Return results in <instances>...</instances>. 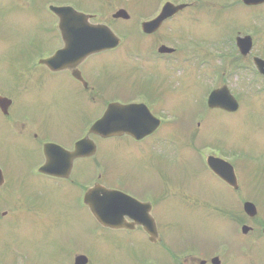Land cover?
<instances>
[{"label": "rangeland", "instance_id": "374dc122", "mask_svg": "<svg viewBox=\"0 0 264 264\" xmlns=\"http://www.w3.org/2000/svg\"><path fill=\"white\" fill-rule=\"evenodd\" d=\"M47 1L75 5L112 28L116 26L112 15L127 9L132 22H120L116 29L127 40L124 47L93 58L83 71L109 99L155 98L169 121L143 145L128 139L102 144L96 160L99 169L94 161H86L77 169L75 180L87 181L101 170L108 186L119 184L144 198L164 192L169 202L162 205L160 215L166 223H182L174 231H166L170 244L184 227L218 232L236 227L234 218L240 213L237 196L210 173L205 154L240 164L244 195L256 197L264 209V81L254 75L252 65L247 66L248 60H235L240 58L235 38L245 35H252L258 46L256 55L264 58V5L251 9L240 0H0V92H10L16 99L13 119H31L41 140L63 148L80 137L101 108L91 105L85 92L65 74L52 76L33 67L34 45L35 49L40 45L51 48L56 43L52 17L45 9ZM166 2L196 4L168 23L160 35L161 41L172 39L166 45L178 48L185 57L165 68L155 61L158 69L144 73L142 67L128 62L130 56L149 55L155 43L142 35L138 22L154 19ZM254 31L259 35L254 37ZM240 67L250 69L245 78L250 87L242 81V74H236ZM21 69L28 71L26 89L21 87ZM225 71L228 74L222 84L229 85L240 99L237 114L211 111L207 106L214 80H221ZM145 74L155 78L145 79ZM35 79L42 85L40 92L32 85ZM10 124L0 116V165L9 186L0 195V206L16 195L24 199L9 203L14 212L7 206L0 211V217L13 212L0 224V264H15V250L25 254L28 264H65L57 257L61 252L83 250L93 255L103 232L82 205L81 194L70 185L58 186L35 174L34 167L42 157L39 143L16 136ZM156 140L164 143L160 155L151 146ZM175 188H185L195 198L219 206L223 213H213L203 222L199 209L187 208V216L182 217L171 197Z\"/></svg>", "mask_w": 264, "mask_h": 264}, {"label": "flooded vegetation", "instance_id": "af4514ba", "mask_svg": "<svg viewBox=\"0 0 264 264\" xmlns=\"http://www.w3.org/2000/svg\"><path fill=\"white\" fill-rule=\"evenodd\" d=\"M50 6L51 5L48 7V11L52 17V32L55 36L56 43L55 45L52 44L53 47L51 48L40 45L38 49H35L36 45H34L32 50V65L35 68H37L34 63L35 58L43 59L50 57L64 47L59 29L60 20L50 11ZM56 6L68 5L57 4ZM162 57L163 56H161L160 59ZM93 58L94 56L89 57L80 65L79 69L73 71L65 70L62 72H53L43 65H41V68L52 76L65 74V76L85 92L87 101L93 106H98L100 104L104 105L106 103L111 104V102L121 104H143L150 109L154 116L161 119L162 123L164 122L160 115V113H162L161 109L155 98L149 96V100L146 96L147 99H144L140 95H137L129 100H121L119 98L109 99L103 92L94 86L91 81L87 79L83 71L85 65ZM148 60L151 61V58L148 56L143 57V65L146 71L153 69L146 66L149 62ZM78 70L81 73L83 82L74 77V73ZM26 72H28L26 69H21L20 71L21 87L24 89H26L29 84V77L26 75ZM154 78V76L145 74V79ZM32 85L36 91L40 92L42 90V85L38 83L36 79L33 81ZM0 97H7L10 101H2L0 105V116L11 122L10 127L13 133L20 138L39 143L42 157L40 163L34 167L35 174L50 179V181L55 182L58 186L64 184L70 185L74 189H77L79 194L84 191V182L75 180L74 175L79 166L83 164L82 162L86 160H94V167L99 169L96 157L100 154V147L102 144L109 141L115 142L120 139H128L134 144L143 145L148 139L159 133V130H157L152 136L140 141H136L128 136L101 139L98 136L90 135L89 128L87 131H84L80 137L72 140L70 146L64 148L68 151H73L78 141L88 138L93 140L97 146L96 155L89 159L75 160L72 164V171L69 179L51 177L39 171L47 160L44 153L45 145L56 144V142L41 140L37 133L38 128L31 119H13V112L17 102L12 93L6 91L0 92ZM151 146L153 149L158 150V155L163 152L162 140L152 142ZM0 169L4 175V184L0 185L1 195L9 186L6 185L7 175L1 165ZM97 172L93 173L88 180L93 179ZM236 174L238 179V185L236 187H231L226 182L219 179L228 190L232 191L237 196L240 213L234 218V223L236 224L234 230L230 232H218L204 227L199 229L184 227L180 229L179 237L173 244L167 242L166 231H174L176 226H181L182 223H166L164 218L160 215L162 205L169 202V196H165L163 192L156 197L144 198L131 190L123 188L119 184H111L108 186L105 184L104 180H102L103 175H98L99 181L94 187L103 186L110 190L125 194V196L127 195L132 199L123 197L105 200L102 199V196H98L94 202L95 214L93 215L88 208L95 224L103 232V237L98 241L99 246L94 254L92 255L87 251L78 250L72 251L70 254L69 252H61L57 257L65 264H264V211H261V208H259L258 217L256 216L257 218L253 219L245 215L243 205L245 202L251 199L253 200L256 197L247 198L244 195V187L240 176L238 172H236ZM171 197H173V202L178 203L177 207L182 217H186L190 209H199L201 211L202 220L205 222L212 217L213 213L218 215L223 213L219 206H212L204 198H195L194 195L189 194L185 188H175L174 194ZM23 199V196L16 195L14 199L7 204L13 203L14 201H22ZM83 199L84 196L81 195V201H83ZM5 205L6 204L3 203V206ZM8 213H3L0 217V221L10 219V215L7 216ZM101 219H111L112 225L108 226L103 224ZM1 223L2 222H0V224ZM223 240L227 242L213 243V241ZM14 255L16 259L15 264H28L26 259H24L25 254L21 253V251L15 250Z\"/></svg>", "mask_w": 264, "mask_h": 264}, {"label": "water", "instance_id": "95a60500", "mask_svg": "<svg viewBox=\"0 0 264 264\" xmlns=\"http://www.w3.org/2000/svg\"><path fill=\"white\" fill-rule=\"evenodd\" d=\"M264 0H244L246 4H255V2H262ZM183 9V6L180 7H174L173 5L168 4L164 10L162 15L159 17V19L156 21V23L162 22L167 17L172 16L174 13H177L179 10ZM116 17H123L127 18V15L125 12H120ZM82 21H84V25L86 24V17L81 16L80 18ZM86 29L93 33L92 37H85L84 39H81L80 45H83L84 48L78 49V58L82 59L88 54L92 52H100L104 49H108L111 47H114L118 44L117 39L115 38L114 34L105 26H97L93 28H89L85 26ZM79 44V43H78ZM73 51L72 47L70 46L69 52L71 53ZM64 53V52H63ZM62 53L58 54L55 58H53L51 61H49V64L52 63V66H60L62 62L61 58ZM261 72L264 74L263 69H261ZM210 105L212 107H220L226 111L234 112L238 109V104L235 101L234 98H232L227 91V89H224L223 91L214 93L210 98ZM127 109V108H122ZM112 108L109 110V112L105 115V117L99 121L94 127L93 130L97 133H113L118 131V126L120 129H126L128 126L124 124H118L115 123V121L112 119ZM128 112V111H125ZM111 113V114H110ZM83 144H81L82 146ZM210 166L216 170L217 172L223 173L224 170H226L225 165L226 163L210 158L209 159ZM105 191V190H104ZM103 194L106 197H110L114 195V193L111 192H103ZM247 209H253L252 206L247 205Z\"/></svg>", "mask_w": 264, "mask_h": 264}]
</instances>
